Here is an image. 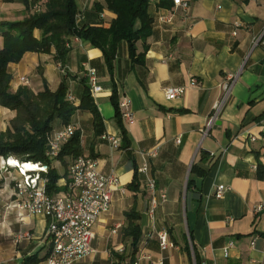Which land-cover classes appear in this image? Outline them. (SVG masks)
<instances>
[{
    "label": "crops",
    "instance_id": "0c3cea01",
    "mask_svg": "<svg viewBox=\"0 0 264 264\" xmlns=\"http://www.w3.org/2000/svg\"><path fill=\"white\" fill-rule=\"evenodd\" d=\"M182 1L187 11L172 0H150L151 33L136 43L138 58L131 60L127 44L121 43L112 72L100 50L76 38L68 42L63 66L54 60L52 48L50 54L26 53L7 67L12 93L22 87L35 94L45 87L54 92L63 83L76 107L86 70H95L102 91L92 99L102 118V135L120 138L113 92L118 104L128 102L133 120H122L126 142L117 149L95 134L90 113L78 110L71 117L81 156L96 160L100 175H115L120 182L110 208L96 221L91 254L74 264H130L132 258L137 264H196L194 250L198 264H264V177H259V166L264 167V0ZM75 4L80 28H107L116 18L104 6L98 10L103 0ZM43 8V3L27 9L22 0H0V23L22 21ZM161 17H170L171 23ZM33 36L39 40L41 32ZM230 77L235 78L230 94L205 132ZM168 87L184 88V93L167 100L163 90ZM13 117L0 106L1 132ZM64 127L54 120L50 136ZM58 156L51 167L59 176L54 197L61 198L68 192L72 158ZM10 160L0 158V169H14L17 176L16 168L5 165ZM143 165L146 171L139 172ZM134 178L137 187L130 188ZM219 185L227 190L217 199ZM14 194L12 185L2 182L0 264L31 259L29 264H44L50 253L46 217L7 210ZM131 210L140 218L136 249L125 236V213ZM160 232H166L172 248L160 249Z\"/></svg>",
    "mask_w": 264,
    "mask_h": 264
},
{
    "label": "trees",
    "instance_id": "16d2710c",
    "mask_svg": "<svg viewBox=\"0 0 264 264\" xmlns=\"http://www.w3.org/2000/svg\"><path fill=\"white\" fill-rule=\"evenodd\" d=\"M22 2L27 9L38 3H43L44 8L22 21L0 23V34L3 39V46L0 49V106L14 112L7 130L0 131V158L4 160L11 158L21 164L46 166L47 174L41 175L48 180L46 184L48 195L53 196L58 192L56 183L59 176L51 167L53 161L47 156V152L48 138L54 120L59 119L66 126L76 111H86L91 114L95 134L99 136L103 132L102 118L90 96L87 83L84 85L80 104L76 107L68 101L67 88L63 83L54 92L45 87L42 92L35 94L30 89L22 87L12 93L9 88L11 77L7 67L11 63L20 62L26 53L50 54L52 48L55 50L54 60L63 66L69 52L67 44L71 38H76L100 50L109 72H112L121 43L127 44L131 60L138 58L136 43L145 40L151 33L152 19L148 15L150 0H103V5L97 6L98 10L104 6L116 16L107 28L78 27L75 20L78 14L75 0H22ZM35 30L41 32L39 40L33 36ZM111 101L122 144L126 142V132L122 125L115 91ZM81 155L80 134L76 131L62 148L58 159L61 160L63 157L74 159ZM259 177H264V167L259 166ZM1 185L2 181L0 187ZM136 187L137 181L134 178L130 188ZM125 218L128 221L125 236L132 240V245L136 249L140 237V225L137 224L140 220L139 215L131 210L125 213ZM194 256L198 264L195 250ZM31 260L24 264H29ZM134 260L132 258L130 264H133Z\"/></svg>",
    "mask_w": 264,
    "mask_h": 264
},
{
    "label": "built area",
    "instance_id": "2783aa9c",
    "mask_svg": "<svg viewBox=\"0 0 264 264\" xmlns=\"http://www.w3.org/2000/svg\"><path fill=\"white\" fill-rule=\"evenodd\" d=\"M174 6L187 11L188 3L182 0H172ZM79 16H76V24ZM166 23H171L170 17H161ZM67 47L69 45L67 44ZM87 85L91 97L102 91L97 84L95 70H86ZM235 78L230 77L228 84L224 88L223 98L214 106L213 114L206 124V131L215 122L216 117L230 94ZM196 84V80L191 81ZM167 100H173L184 93V88L168 87L163 90ZM69 102L73 103V98L67 95ZM128 102L123 100L119 103L121 118L125 122H132L133 118L127 110ZM76 128L67 125L64 129L48 138L47 156L50 159L56 158L61 151V144L66 143L76 132ZM260 135L264 140V119L260 122ZM112 148L120 146L121 138L112 135H102ZM42 172H23L17 169V176L11 175L8 168L4 169L3 183L8 182L15 191L16 200L7 204L6 209L16 210L21 216L22 213L28 215L43 214L47 220L45 238L50 245V253L45 259L44 264H74L83 260L92 252L91 243L94 239V226L98 217L108 211L111 204V195L120 186L119 179L115 175L104 177L97 170L96 160L88 156H79L72 159L68 169V192L64 197H54L48 195L46 191L47 178L41 173L47 174L48 168L41 166ZM146 165L139 170L145 172ZM3 173V172H2ZM0 174V176L2 175ZM149 189L154 190V182L150 181ZM227 188L223 185L217 187L215 198L220 199L225 194ZM153 218V210L150 212ZM119 226L112 230L116 233ZM161 250L172 248L166 232L157 234ZM23 235H18L16 239H21ZM140 258V257H139ZM134 261L133 264H137ZM161 264V263H160Z\"/></svg>",
    "mask_w": 264,
    "mask_h": 264
},
{
    "label": "bare ground",
    "instance_id": "6f19581e",
    "mask_svg": "<svg viewBox=\"0 0 264 264\" xmlns=\"http://www.w3.org/2000/svg\"><path fill=\"white\" fill-rule=\"evenodd\" d=\"M9 165L13 168L21 169L23 172H42L43 169L39 165L33 164V163H22L19 164L16 160H10L8 161Z\"/></svg>",
    "mask_w": 264,
    "mask_h": 264
},
{
    "label": "rangeland",
    "instance_id": "374dc122",
    "mask_svg": "<svg viewBox=\"0 0 264 264\" xmlns=\"http://www.w3.org/2000/svg\"><path fill=\"white\" fill-rule=\"evenodd\" d=\"M12 160H14V159H12ZM16 161H17V160H16ZM17 162H18V161H17ZM5 165L11 167V166L9 165V162H6ZM16 169H17V168H16ZM2 172H3V173H2ZM9 172H11V175H13V176L16 175V174H14V172H15L14 169H9ZM1 173H2L3 176H7L6 174H4V168L0 169V174H1ZM2 175H1V176H2Z\"/></svg>",
    "mask_w": 264,
    "mask_h": 264
}]
</instances>
